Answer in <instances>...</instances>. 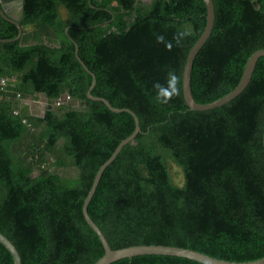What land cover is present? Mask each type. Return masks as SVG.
Segmentation results:
<instances>
[{
	"label": "trees",
	"instance_id": "16d2710c",
	"mask_svg": "<svg viewBox=\"0 0 264 264\" xmlns=\"http://www.w3.org/2000/svg\"><path fill=\"white\" fill-rule=\"evenodd\" d=\"M212 2L213 28L191 70L198 104L235 89L248 58L264 49V0ZM21 15L18 40L17 28L0 19V40L8 41L0 43V233L21 264H94L103 256L82 203L99 167L134 130L128 113L86 97L92 79L74 44L95 76L91 95L134 113L141 130L105 169L87 208L109 247L264 258V57L232 101L189 111L182 73L205 26L202 0H23ZM170 72L178 94L160 103L153 85L167 87ZM40 97L46 105L37 115L28 101ZM0 264H13L1 244ZM112 264L200 263L144 255Z\"/></svg>",
	"mask_w": 264,
	"mask_h": 264
},
{
	"label": "water",
	"instance_id": "95a60500",
	"mask_svg": "<svg viewBox=\"0 0 264 264\" xmlns=\"http://www.w3.org/2000/svg\"><path fill=\"white\" fill-rule=\"evenodd\" d=\"M202 2L205 5L206 9V15H205V26L204 29L200 35V37L197 39L195 44L191 47L189 50L184 68H183V73H182V95H183V100L185 102V105L187 106L189 111H196V112H204V111H209L215 108H219L226 103L232 101L234 98H236L238 95H240L243 90L246 88L248 85L252 73L254 71L255 65L258 61L259 58L264 57V49L258 50L254 52L246 61L244 69L241 74V78L239 80L238 85L233 89L230 93L225 95L224 97L208 103V104H198L195 102L193 99L192 93H191V87H190V79H191V70H192V64L193 61L200 51V49L203 47L207 39L209 38L213 24H214V6L212 0H202ZM0 17L10 23L13 24L17 30H18V36L14 40H18L21 37L22 30L20 25L12 20L6 17L4 11L0 8ZM66 29V34H67ZM8 42L7 40H0V43H6ZM75 48V57L81 67L86 71L89 76L91 77V85L86 93V97L91 100V101H96V102H101L106 106V108L113 112V113H128L134 121V130L130 136L122 140L111 156L99 167L98 171L96 172L92 185L87 193V196L85 197L83 203H82V216L86 222V224L90 227V229L95 233L97 236L102 249L104 251L103 256L97 260L94 264H112L116 261L122 260V259H130L133 257L137 256H144V255H162V256H171V257H178V258H184L193 262H197L200 264H264V258L251 261V262H230V261H225V260H219L213 257H210L208 255L202 254L200 252H196L190 249H183V248H177V247H169V246H160V245H140V246H130L127 248H122V249H117V250H112L106 239L104 238L102 232L99 230V228L94 224V222L90 219L88 213H87V208L88 205L96 191V188L99 184V181L101 179V176L105 169L115 160L117 157L118 153L120 150L128 143H131L137 134L141 132L139 128V123L138 119L135 116L134 113L127 109H117L112 107L109 102L103 98L100 97H94L91 95V91L93 90L95 86V76L93 73H91L85 65L82 63V61L79 59L77 55V46L74 44ZM262 144H263V149H264V130H263V139H262ZM0 244L7 250V252L10 254L12 258L13 264H21L20 256L14 247V245L0 233Z\"/></svg>",
	"mask_w": 264,
	"mask_h": 264
},
{
	"label": "clouds",
	"instance_id": "9594fccd",
	"mask_svg": "<svg viewBox=\"0 0 264 264\" xmlns=\"http://www.w3.org/2000/svg\"><path fill=\"white\" fill-rule=\"evenodd\" d=\"M158 40H161L162 37H157ZM177 76L175 73H169L168 86L163 87L160 84H154L153 87L157 89L156 99L160 103H167L169 98L178 94V88L176 87Z\"/></svg>",
	"mask_w": 264,
	"mask_h": 264
},
{
	"label": "crops",
	"instance_id": "0c3cea01",
	"mask_svg": "<svg viewBox=\"0 0 264 264\" xmlns=\"http://www.w3.org/2000/svg\"><path fill=\"white\" fill-rule=\"evenodd\" d=\"M23 0H0V8L4 11L6 17L19 23L22 14ZM0 19H2L0 17Z\"/></svg>",
	"mask_w": 264,
	"mask_h": 264
},
{
	"label": "rangeland",
	"instance_id": "374dc122",
	"mask_svg": "<svg viewBox=\"0 0 264 264\" xmlns=\"http://www.w3.org/2000/svg\"><path fill=\"white\" fill-rule=\"evenodd\" d=\"M29 110L37 115H40L43 113L44 107H45V101L43 97L38 98L37 100L30 102L28 101ZM171 173L173 175V179L176 183H180L182 180L180 170L176 168L175 166L171 167Z\"/></svg>",
	"mask_w": 264,
	"mask_h": 264
},
{
	"label": "built area",
	"instance_id": "2783aa9c",
	"mask_svg": "<svg viewBox=\"0 0 264 264\" xmlns=\"http://www.w3.org/2000/svg\"><path fill=\"white\" fill-rule=\"evenodd\" d=\"M5 84V80L1 79L0 80V91L3 90ZM69 97L65 96V97H61L60 99L57 100L56 105H59L60 103L64 102L65 100H67Z\"/></svg>",
	"mask_w": 264,
	"mask_h": 264
}]
</instances>
